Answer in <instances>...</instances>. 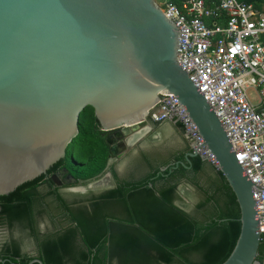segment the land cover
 <instances>
[{
  "label": "water",
  "instance_id": "1",
  "mask_svg": "<svg viewBox=\"0 0 264 264\" xmlns=\"http://www.w3.org/2000/svg\"><path fill=\"white\" fill-rule=\"evenodd\" d=\"M180 38L155 0H0V197L66 158L87 107L110 147L109 168L136 141L122 130L145 125L163 95L175 96L240 207L241 232L223 264H262L254 184L179 61ZM153 129L137 133V140ZM195 157L188 152L183 166L190 169ZM61 173L67 184H78ZM52 180L61 185L57 175Z\"/></svg>",
  "mask_w": 264,
  "mask_h": 264
},
{
  "label": "trees",
  "instance_id": "2",
  "mask_svg": "<svg viewBox=\"0 0 264 264\" xmlns=\"http://www.w3.org/2000/svg\"><path fill=\"white\" fill-rule=\"evenodd\" d=\"M168 1L180 5L182 0ZM246 1L264 5V0ZM176 127L184 133L181 124ZM109 155L105 134L93 108L87 107L66 158L46 175L0 197V223L5 219L10 225L31 227L43 264H223L228 259L241 232L240 207L222 173L207 177L208 164L200 157L192 158L187 169L183 166H189L186 157L179 156L176 169L154 173L159 174L156 181L151 176L135 183L121 181L114 189L73 195V200L53 189L51 176L63 169L78 184L99 179L108 170ZM111 170L117 177L114 166ZM202 178L209 183L202 184ZM184 179L199 192L195 213L182 207L186 205L180 193ZM49 197L57 203L59 215H48ZM47 217L51 222L58 220L56 226L51 225L59 230L52 233L54 228L48 227L40 234L37 226ZM4 252L9 258L5 264L35 260L33 256L19 260L17 243ZM257 259L264 264V234Z\"/></svg>",
  "mask_w": 264,
  "mask_h": 264
},
{
  "label": "built area",
  "instance_id": "3",
  "mask_svg": "<svg viewBox=\"0 0 264 264\" xmlns=\"http://www.w3.org/2000/svg\"><path fill=\"white\" fill-rule=\"evenodd\" d=\"M155 1L181 30L179 61L217 115L254 184L264 234V6L243 0ZM148 120L181 124L191 152L218 169L175 96L163 95Z\"/></svg>",
  "mask_w": 264,
  "mask_h": 264
},
{
  "label": "flooded vegetation",
  "instance_id": "4",
  "mask_svg": "<svg viewBox=\"0 0 264 264\" xmlns=\"http://www.w3.org/2000/svg\"><path fill=\"white\" fill-rule=\"evenodd\" d=\"M153 131L156 129L157 133L161 134V137L159 139L154 138L153 131L146 134L142 139L136 140L133 145H131L128 149V151L124 154V156L116 160L114 163V170L116 172L117 177L114 176L113 172H111L110 178L113 179L114 186L111 188H98L95 190L94 188H87L85 192H78L73 191L75 188H79V184L76 185H69L66 182L67 174H62L61 171H58V173L51 176V178L55 175L59 177V180L61 182V185H58L54 182L53 189H59V192L62 194V196L66 199L73 200V195H89V193H102L104 191H108L110 189H114L118 182L121 181H127V182H139L140 180L151 176V180H155L158 178L159 174L164 172L167 168L176 169L178 163L180 161L175 159L174 154L176 151L181 149H187L190 148V141L187 139V137L184 135V133L176 127L175 123H169L165 122L159 125L153 124L150 120L145 125H141L138 128L134 129H123L122 133L126 136H134L139 131H145L143 129L147 127H153ZM173 131V137H167L168 133L170 131ZM180 135V136H179ZM183 135V139H180V137ZM182 140V141H181ZM170 170L173 171V170ZM159 172V174L154 175V173ZM209 177V174L207 175ZM107 180V179H106ZM202 184H205L207 181V178H203L200 180ZM186 184V185H185ZM189 186V192H187V198L186 200L188 202L193 203L196 201L198 202V190L194 183L191 181L184 179L182 180V183L180 184V193L182 194V188L181 186ZM85 186V185H83ZM109 187V186H108ZM207 187V186H206ZM44 188V185L39 187V190H42ZM186 201V203H187ZM57 203L54 202L53 197H49L47 199V210L48 215L55 214L59 215V213L56 211ZM184 209L190 208V212L195 213V207L192 208L190 205H183ZM0 223V264H5L7 261H9V258H7L8 253H5L4 251L8 248H11V245H14L17 243L19 245V249L21 252V257L18 258L19 260L23 259L24 256H33L35 257V260L38 259L37 254V247L33 236V231L31 227H23L22 225L14 224L10 225L9 222H7L5 219H2ZM58 220L55 219V221H50V219L47 217L45 221L38 224V232L40 234H44L49 228H54L52 231L59 230V226L54 227L51 225V223L57 225ZM65 225V223H64ZM52 226V227H51ZM53 233V232H52ZM33 260V261H35ZM32 261V262H33Z\"/></svg>",
  "mask_w": 264,
  "mask_h": 264
},
{
  "label": "rangeland",
  "instance_id": "5",
  "mask_svg": "<svg viewBox=\"0 0 264 264\" xmlns=\"http://www.w3.org/2000/svg\"><path fill=\"white\" fill-rule=\"evenodd\" d=\"M153 131V130H152ZM151 131V132H152ZM157 130L155 129L154 130V132H156ZM142 131H140V132H138L139 134L141 133ZM180 136V135H179ZM183 136V135H182ZM180 137V139H183V137ZM182 141V140H181ZM107 179V180H106ZM206 183H209V180H207L206 181ZM113 184H115L114 183V181H113V179L112 178H107L105 175H102L99 179H97V180H95V181H92L91 183H89V184H87V185H85L84 186V188H94L95 190H97L98 188H101V187H104V188H109V187H112V186H114ZM186 185V184H185ZM181 186V188H182V194H181V196H182V198H184V200H185V202L187 201L186 200V198H187V192H189V186L187 185V186ZM78 186H82V184H79ZM109 186V187H108ZM79 187V188H80ZM189 203H190V205L192 206V208H194L195 207V205H196V203H197V201H196V203L194 202L193 203V205H192V202H188L187 201V205H189ZM182 207H183V205H182ZM184 208V207H183ZM188 211H190V208L188 207V208H186Z\"/></svg>",
  "mask_w": 264,
  "mask_h": 264
},
{
  "label": "crops",
  "instance_id": "6",
  "mask_svg": "<svg viewBox=\"0 0 264 264\" xmlns=\"http://www.w3.org/2000/svg\"><path fill=\"white\" fill-rule=\"evenodd\" d=\"M243 1H245V2H247L246 0H243ZM249 3V2H248ZM264 6V5H263ZM157 126V125H156ZM153 133V136L155 137V138H157V139H159V137H161V134H159V133H157V131L156 132H152ZM173 131L171 130L169 133H168V136L167 137H173ZM183 137V136H182ZM188 152H191V150H190V148H187V149H181V150H178V151H176V153L174 154V156H175V159L176 160H179L178 159V157L179 156H185L186 157V154L188 153ZM199 157V156H198ZM201 158V157H200ZM203 160V159H202ZM203 161H205V160H203ZM205 162H207V161H205ZM188 163V162H187ZM207 168H206V173H207V175L209 174V176L211 175V176H215V174L216 173H218V169L214 166V165H212L211 163H209V162H207ZM112 166H114V163H113V165ZM112 166H110L109 168H108V170L106 171V173H105V176L107 177V178H110V177H112L111 176V172H112V170H111V168H112ZM220 172V171H219ZM203 179V178H202Z\"/></svg>",
  "mask_w": 264,
  "mask_h": 264
},
{
  "label": "bare ground",
  "instance_id": "7",
  "mask_svg": "<svg viewBox=\"0 0 264 264\" xmlns=\"http://www.w3.org/2000/svg\"><path fill=\"white\" fill-rule=\"evenodd\" d=\"M142 133L144 134V133H145V131H142L140 134H142ZM138 138H139V137H137V136L135 135V136H133V137H132L130 140H132V139H133V140L135 141V140H137Z\"/></svg>",
  "mask_w": 264,
  "mask_h": 264
}]
</instances>
